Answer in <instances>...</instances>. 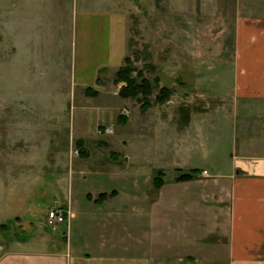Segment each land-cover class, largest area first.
I'll return each mask as SVG.
<instances>
[{
  "label": "rangeland",
  "instance_id": "1",
  "mask_svg": "<svg viewBox=\"0 0 264 264\" xmlns=\"http://www.w3.org/2000/svg\"><path fill=\"white\" fill-rule=\"evenodd\" d=\"M0 1L8 8L0 11V152L14 168L5 189L0 184V199H38L49 206L54 199H98L101 190L115 189L121 193L113 199H163L154 182L157 169H168L167 189L177 169L166 166L176 158L169 146L173 126L155 118L171 98L158 101V75H185L199 62L190 59L191 48L202 57L222 47L223 29L206 22L207 12H185L200 0H123L127 31L117 16L119 0ZM179 6L182 12L175 11ZM188 14L201 22L186 24L182 20ZM122 52L131 59L132 75L153 84L144 110L140 98L117 94L123 82L116 83V68L110 65ZM31 121L38 128L36 139L24 140L32 143L31 150L14 156L21 150L14 127ZM145 200L116 226L134 252L158 244V220L147 212L153 203ZM55 207L64 209L54 203L50 210ZM47 223L59 224H50L48 216ZM9 228L0 229V256L18 233L24 235Z\"/></svg>",
  "mask_w": 264,
  "mask_h": 264
},
{
  "label": "crops",
  "instance_id": "2",
  "mask_svg": "<svg viewBox=\"0 0 264 264\" xmlns=\"http://www.w3.org/2000/svg\"><path fill=\"white\" fill-rule=\"evenodd\" d=\"M116 3L127 31L123 0ZM3 8L0 1V11L8 10ZM179 8L175 11L182 12ZM186 11L207 12L206 22L223 29L218 41L222 47L202 57L191 48L190 59L199 62L185 75H158L161 86L173 90L155 118L173 126L169 146L176 158L166 166L177 169L167 189L168 169L158 168L165 174L158 194L163 199H113L120 192L116 189L111 196L101 190L98 199H54L69 211L56 226L47 223L54 203L0 199V229L12 226L24 234L16 235L0 264H264V0H200ZM191 15L182 21L190 26L201 22ZM2 45L0 40V49ZM125 52L109 64L116 72ZM20 124L12 133L21 149L14 156L31 150L32 143L24 140L38 134L34 122ZM7 166L0 152L4 189L7 174L14 170ZM185 172L193 177L178 180ZM142 200L153 203L147 212L158 220L159 239L145 252H134L116 226L139 211ZM124 226L129 227L127 221Z\"/></svg>",
  "mask_w": 264,
  "mask_h": 264
},
{
  "label": "trees",
  "instance_id": "3",
  "mask_svg": "<svg viewBox=\"0 0 264 264\" xmlns=\"http://www.w3.org/2000/svg\"><path fill=\"white\" fill-rule=\"evenodd\" d=\"M126 63L119 67V69L116 72V83L123 82V84L120 87L119 94L123 97H138L143 101V110L145 109V105L149 104V96L153 92V84L150 79H148L146 76L142 77L141 81H138L135 76L132 75L133 73V67L131 66V59L129 56L125 57ZM140 76H143L142 70L138 73ZM160 80V79H159ZM172 94V89L167 86H162L160 88V92L158 94V101L165 102L167 101ZM141 95V97H140ZM125 119V117H122ZM123 123L126 122V119L123 121ZM158 174L156 177H154V182L158 187H161L164 184V171L162 169H157ZM193 172H197L198 169H193ZM193 176L191 173H181L177 179L178 180H189ZM101 197H104L105 194H101ZM5 226V225H4Z\"/></svg>",
  "mask_w": 264,
  "mask_h": 264
},
{
  "label": "built area",
  "instance_id": "4",
  "mask_svg": "<svg viewBox=\"0 0 264 264\" xmlns=\"http://www.w3.org/2000/svg\"><path fill=\"white\" fill-rule=\"evenodd\" d=\"M68 214H69V211H66L65 209H61L59 207H55L49 212L48 222L53 225L63 222L66 220Z\"/></svg>",
  "mask_w": 264,
  "mask_h": 264
}]
</instances>
